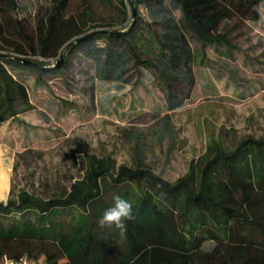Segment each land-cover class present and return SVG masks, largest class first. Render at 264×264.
Here are the masks:
<instances>
[{"label":"rangeland","instance_id":"374dc122","mask_svg":"<svg viewBox=\"0 0 264 264\" xmlns=\"http://www.w3.org/2000/svg\"><path fill=\"white\" fill-rule=\"evenodd\" d=\"M52 2L15 0L12 14L35 24ZM137 8L129 37L105 38L99 47L89 40L58 72L5 63L26 86L29 106L0 124L1 201L20 190L59 197L82 176L85 156L107 158L115 167L145 165L174 182L209 145L231 152L246 138L264 139V12L255 21H222L226 42L217 44L185 29L172 0ZM83 10L89 25L122 28L104 0H70L66 14ZM171 31L184 37L189 57L174 59L181 51ZM16 218L0 217V227ZM33 218L26 214L24 221ZM211 246L205 242L203 249Z\"/></svg>","mask_w":264,"mask_h":264},{"label":"trees","instance_id":"16d2710c","mask_svg":"<svg viewBox=\"0 0 264 264\" xmlns=\"http://www.w3.org/2000/svg\"><path fill=\"white\" fill-rule=\"evenodd\" d=\"M154 1L104 0L122 26L109 30L100 23L89 25L86 10L66 14L70 0H54L35 24L12 14L15 0H0V124L29 106L26 86L5 63L58 72L89 40L99 47L105 38L129 37L138 5ZM172 1L182 11L184 28L202 43L226 42L219 31L222 21H255L264 12V0ZM86 27L107 32L76 43ZM178 34H171L181 51L173 57H189L186 40ZM84 165L82 176L59 197L44 199L20 190L16 198L0 200V217L17 214L7 228L0 227V261L24 256L42 257L44 264H264V139L246 138L231 152L209 145L174 182L141 164L115 167L107 158L85 156ZM114 196L133 204L135 220L126 222L123 236L114 226L99 224ZM26 214L33 215L32 222L24 221ZM205 242L210 249H203Z\"/></svg>","mask_w":264,"mask_h":264},{"label":"clouds","instance_id":"9594fccd","mask_svg":"<svg viewBox=\"0 0 264 264\" xmlns=\"http://www.w3.org/2000/svg\"><path fill=\"white\" fill-rule=\"evenodd\" d=\"M113 199V206L103 212L99 224L102 227L107 226L109 228L114 226L123 236L127 231L126 222L135 220L133 204L120 196H114Z\"/></svg>","mask_w":264,"mask_h":264},{"label":"built area","instance_id":"2783aa9c","mask_svg":"<svg viewBox=\"0 0 264 264\" xmlns=\"http://www.w3.org/2000/svg\"><path fill=\"white\" fill-rule=\"evenodd\" d=\"M0 264H44L40 263L38 259H28L24 256L19 258H4L0 261Z\"/></svg>","mask_w":264,"mask_h":264},{"label":"water","instance_id":"95a60500","mask_svg":"<svg viewBox=\"0 0 264 264\" xmlns=\"http://www.w3.org/2000/svg\"><path fill=\"white\" fill-rule=\"evenodd\" d=\"M132 14H133V18H135V16H136V10L134 9V8H132ZM106 30H96V31H93V32H90V33H88V34H85V35H83V36H81L80 38H78L75 42L76 43H79V42H81V41H84V40H86V39H90V38H92V37H94V36H98V35H104V34H106ZM1 55V54H0ZM62 57L59 59V61L58 62H56V64H58V63H60L61 61H62ZM23 62H27L26 60H23Z\"/></svg>","mask_w":264,"mask_h":264}]
</instances>
